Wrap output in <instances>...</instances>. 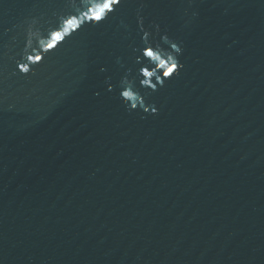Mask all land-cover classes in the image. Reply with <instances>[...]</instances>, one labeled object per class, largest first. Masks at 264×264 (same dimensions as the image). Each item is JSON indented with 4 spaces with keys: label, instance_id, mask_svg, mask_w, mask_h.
I'll return each mask as SVG.
<instances>
[{
    "label": "water",
    "instance_id": "obj_1",
    "mask_svg": "<svg viewBox=\"0 0 264 264\" xmlns=\"http://www.w3.org/2000/svg\"><path fill=\"white\" fill-rule=\"evenodd\" d=\"M89 6L0 0V264H264V0Z\"/></svg>",
    "mask_w": 264,
    "mask_h": 264
},
{
    "label": "snow or ice",
    "instance_id": "obj_2",
    "mask_svg": "<svg viewBox=\"0 0 264 264\" xmlns=\"http://www.w3.org/2000/svg\"><path fill=\"white\" fill-rule=\"evenodd\" d=\"M88 3L91 6L88 7L87 11H84L82 13V19H78L76 15H72L70 18L65 19V27L61 31H55L52 33V42L48 44V49H53L54 47H56L58 42L63 41L65 39V35L69 33V29H71L74 34L78 35L86 28H99L105 21L110 18L112 14L116 12L118 6H120L122 3V0H99V2L95 3H93V0H88ZM82 21H96L97 23L95 25L83 24V26H81ZM76 29H79V31H76ZM144 37L145 46L143 47V56L159 60L160 67L165 69L163 71V76L172 78L174 74L178 72V68L180 66H178L177 64H172L169 66L165 61L160 60L159 56L154 53L151 47H146V33H144ZM172 47L176 48V44L173 43ZM177 51H180V49H177ZM29 59L39 61L41 57H29ZM19 67L21 71H27L23 64H21ZM101 71H104V69L102 68ZM143 74L145 76L151 75V73L146 68L143 70ZM161 83L163 84L165 82L162 81ZM109 91H111V89H109ZM123 95L128 96L129 93L124 92ZM147 110L148 109L145 108V111ZM156 111L157 108L152 107V112L155 113Z\"/></svg>",
    "mask_w": 264,
    "mask_h": 264
}]
</instances>
